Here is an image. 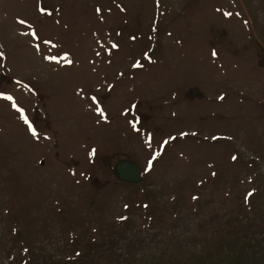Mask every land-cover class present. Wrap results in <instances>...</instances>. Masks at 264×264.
Instances as JSON below:
<instances>
[{
  "label": "rangeland",
  "instance_id": "rangeland-1",
  "mask_svg": "<svg viewBox=\"0 0 264 264\" xmlns=\"http://www.w3.org/2000/svg\"><path fill=\"white\" fill-rule=\"evenodd\" d=\"M0 264H264V0H0Z\"/></svg>",
  "mask_w": 264,
  "mask_h": 264
},
{
  "label": "water",
  "instance_id": "water-1",
  "mask_svg": "<svg viewBox=\"0 0 264 264\" xmlns=\"http://www.w3.org/2000/svg\"><path fill=\"white\" fill-rule=\"evenodd\" d=\"M117 174L122 178L121 180L139 181L141 179L139 174V167L133 163L120 164L116 168Z\"/></svg>",
  "mask_w": 264,
  "mask_h": 264
},
{
  "label": "snow or ice",
  "instance_id": "snow-or-ice-1",
  "mask_svg": "<svg viewBox=\"0 0 264 264\" xmlns=\"http://www.w3.org/2000/svg\"><path fill=\"white\" fill-rule=\"evenodd\" d=\"M98 11H99V9H98ZM226 15H231V13H226ZM20 23H24V21H20ZM113 47H116V46L113 45ZM214 55H215V53H214ZM66 62L67 63H71L72 61L71 60H66ZM221 99H223V97H221ZM93 100H95V98H93ZM14 107H15V105H14ZM25 123H28L26 118H25ZM29 129H30V131H32L33 135H36L35 130L31 128V125H29ZM157 155H159V153H157ZM233 159H235V157H233ZM149 167H151V161L149 162ZM248 195L251 196L252 193H249ZM194 199H195V197H194Z\"/></svg>",
  "mask_w": 264,
  "mask_h": 264
},
{
  "label": "trees",
  "instance_id": "trees-1",
  "mask_svg": "<svg viewBox=\"0 0 264 264\" xmlns=\"http://www.w3.org/2000/svg\"><path fill=\"white\" fill-rule=\"evenodd\" d=\"M119 183H123L122 181H119Z\"/></svg>",
  "mask_w": 264,
  "mask_h": 264
}]
</instances>
